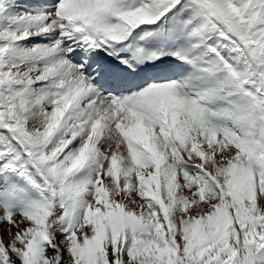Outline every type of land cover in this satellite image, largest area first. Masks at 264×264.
Returning a JSON list of instances; mask_svg holds the SVG:
<instances>
[{"label": "snow or ice", "instance_id": "6c2138e0", "mask_svg": "<svg viewBox=\"0 0 264 264\" xmlns=\"http://www.w3.org/2000/svg\"><path fill=\"white\" fill-rule=\"evenodd\" d=\"M0 264H264V0H0Z\"/></svg>", "mask_w": 264, "mask_h": 264}, {"label": "rangeland", "instance_id": "374dc122", "mask_svg": "<svg viewBox=\"0 0 264 264\" xmlns=\"http://www.w3.org/2000/svg\"><path fill=\"white\" fill-rule=\"evenodd\" d=\"M6 241H7V237H5Z\"/></svg>", "mask_w": 264, "mask_h": 264}]
</instances>
